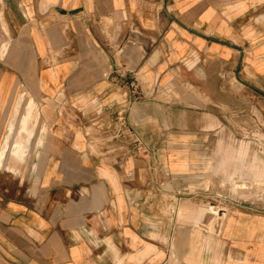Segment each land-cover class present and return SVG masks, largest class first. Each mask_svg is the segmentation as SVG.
Segmentation results:
<instances>
[{
    "label": "crops",
    "instance_id": "crops-1",
    "mask_svg": "<svg viewBox=\"0 0 264 264\" xmlns=\"http://www.w3.org/2000/svg\"><path fill=\"white\" fill-rule=\"evenodd\" d=\"M196 58L264 96V0H0V264H264Z\"/></svg>",
    "mask_w": 264,
    "mask_h": 264
},
{
    "label": "rangeland",
    "instance_id": "rangeland-1",
    "mask_svg": "<svg viewBox=\"0 0 264 264\" xmlns=\"http://www.w3.org/2000/svg\"><path fill=\"white\" fill-rule=\"evenodd\" d=\"M239 70L232 63L216 60L205 64L196 58L176 71V75L192 77V80L180 85L183 91L198 88L204 92L206 88L212 92L213 99L208 100L207 111L213 109L224 128L219 137L226 145L223 148V163L204 164L200 169L227 174L226 180L218 181L219 188L227 189V193L218 192L217 197L211 196L203 201L206 209L215 216L216 209L221 210L226 204L221 201L222 198L241 205H264V96L253 92L248 84L243 96L240 90L237 91L228 77L237 76ZM35 112L33 103H28L22 118L24 128L30 127L29 124L32 127ZM190 191L196 193L193 188Z\"/></svg>",
    "mask_w": 264,
    "mask_h": 264
},
{
    "label": "built area",
    "instance_id": "built-area-1",
    "mask_svg": "<svg viewBox=\"0 0 264 264\" xmlns=\"http://www.w3.org/2000/svg\"><path fill=\"white\" fill-rule=\"evenodd\" d=\"M130 134H131V131H130Z\"/></svg>",
    "mask_w": 264,
    "mask_h": 264
}]
</instances>
